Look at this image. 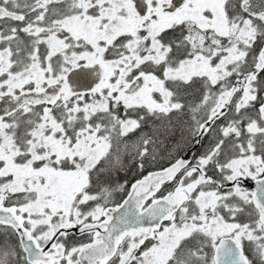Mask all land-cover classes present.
Returning <instances> with one entry per match:
<instances>
[{
  "label": "flooded vegetation",
  "instance_id": "obj_1",
  "mask_svg": "<svg viewBox=\"0 0 264 264\" xmlns=\"http://www.w3.org/2000/svg\"><path fill=\"white\" fill-rule=\"evenodd\" d=\"M262 13L264 0H0V210L35 243L39 264H101L90 226L184 154L187 166L153 197L180 182L182 207L152 238L125 235L102 264H215L222 239L264 264L253 204L264 197V67L247 89L236 84L255 71ZM223 25L227 36L215 32ZM235 85L226 114L191 150ZM161 139L167 162L155 167L150 149ZM132 144L147 163L133 155L139 173H122L113 189L104 169ZM206 217L210 233L197 227ZM0 237L29 264L12 227L0 224Z\"/></svg>",
  "mask_w": 264,
  "mask_h": 264
},
{
  "label": "water",
  "instance_id": "obj_2",
  "mask_svg": "<svg viewBox=\"0 0 264 264\" xmlns=\"http://www.w3.org/2000/svg\"><path fill=\"white\" fill-rule=\"evenodd\" d=\"M256 18L264 24V13L257 15ZM263 67L264 46L257 57L255 71L236 81V84L238 82H245V89H247ZM237 89L238 86L235 85L230 91L222 92L218 96L220 107L200 126L197 142H195L191 150L196 149L198 142L208 132L214 122L226 114L231 98ZM81 93H85V91L75 90L73 94ZM189 158L188 154H184L170 166L162 170L150 172L135 181L130 186L129 193L121 205L106 209L103 214L104 221L100 226H90L94 230L97 228V232L99 233L98 238L100 243L93 246H95L94 249L100 255L105 254L100 262L101 264L114 254L115 249L125 235L137 237L140 241L152 238L154 233L160 230L162 224L169 221L180 209L186 199L185 195L179 191L180 182L177 183L172 192L160 198L154 199L153 197L160 191L162 185L173 180L187 166ZM150 200V204L143 209ZM253 204L259 210V220L264 225V197L254 198ZM17 223L13 217V213L0 210V224L8 225L14 229L19 237L20 246L26 255L27 262L29 264H39L41 256L35 243L27 239L28 237L22 230L21 225ZM89 251V248L81 250L79 257H81L80 260L83 263L86 262ZM222 253L224 258L221 256ZM215 254V264H249L243 256L241 249L231 239H222L215 249Z\"/></svg>",
  "mask_w": 264,
  "mask_h": 264
},
{
  "label": "rangeland",
  "instance_id": "obj_3",
  "mask_svg": "<svg viewBox=\"0 0 264 264\" xmlns=\"http://www.w3.org/2000/svg\"><path fill=\"white\" fill-rule=\"evenodd\" d=\"M217 35H222V36H227L228 32H229V27L227 25H223V26H217L216 27V31ZM208 33V32H207ZM230 33V32H229ZM206 34H203V37H205ZM138 108V114H145V115H150L153 111V107L152 106H143V105H139V106H134ZM77 110H84V106H80L78 107ZM134 125V124H133ZM152 125V124H151ZM160 127V126H159ZM159 127H157L156 129H158ZM173 129V128H171ZM136 130V129H135ZM153 130V127H152ZM125 131V130H124ZM142 141L144 144L146 143L147 139H142L139 140ZM163 139H161L160 142H156L157 144L151 147V151L153 156H150V159H154L155 161V167H160L163 166L166 162H167V156L164 154V143H163ZM179 141H181L180 139L176 141V143L171 147L170 152L173 153V151L180 146L181 143H179ZM137 148V149H136ZM118 156H122L119 160H117V158H113L112 160L108 161V162H113L112 164H114L110 169H104V173H105V181L112 184L113 185V189L117 188V182H118V178L122 176V173L124 175V180H128V175L132 173V171L134 173H139V170H135L134 168H132L131 163H132V156H137L139 158V161H145L146 156L141 155V148L138 146H136L135 144H132L129 146V148L127 149H123L122 147H119L117 152ZM120 163V164H119ZM147 163V162H146ZM147 166V165H146ZM145 166V168H146ZM151 166V164H149L147 167ZM121 167V168H120ZM120 168V169H119ZM112 189V190H113ZM115 191H113L114 194ZM208 210H210V207H208ZM187 222V221H186ZM213 219L209 220L207 217L203 220L200 221V224L197 225V227H201L202 231L205 228L208 229L205 232L206 233H210V231H213ZM186 224H188L189 226H194L193 223H189L187 222ZM177 226V225H176ZM181 226H185V225H179V227ZM171 239V238H170ZM158 240L161 242V235L158 238ZM202 242H204V239H202ZM1 264V263H0Z\"/></svg>",
  "mask_w": 264,
  "mask_h": 264
},
{
  "label": "trees",
  "instance_id": "obj_4",
  "mask_svg": "<svg viewBox=\"0 0 264 264\" xmlns=\"http://www.w3.org/2000/svg\"><path fill=\"white\" fill-rule=\"evenodd\" d=\"M193 109V107H192ZM0 263L1 264H21L19 250L12 242H6L0 237Z\"/></svg>",
  "mask_w": 264,
  "mask_h": 264
}]
</instances>
